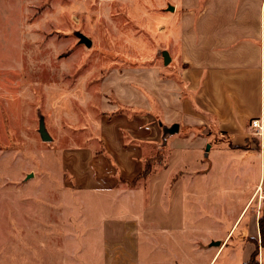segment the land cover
I'll return each mask as SVG.
<instances>
[{
    "label": "crops",
    "instance_id": "1",
    "mask_svg": "<svg viewBox=\"0 0 264 264\" xmlns=\"http://www.w3.org/2000/svg\"><path fill=\"white\" fill-rule=\"evenodd\" d=\"M211 1L196 10L193 49L166 51L168 79L156 67L105 84L97 140L70 158L74 186L104 198V244L83 264H249L255 251L264 264L251 213L264 177V0Z\"/></svg>",
    "mask_w": 264,
    "mask_h": 264
},
{
    "label": "rangeland",
    "instance_id": "2",
    "mask_svg": "<svg viewBox=\"0 0 264 264\" xmlns=\"http://www.w3.org/2000/svg\"><path fill=\"white\" fill-rule=\"evenodd\" d=\"M211 2L0 0V264L92 259L104 198L74 186L70 158L97 140L106 82L156 67L168 79L174 62L164 66L162 52L176 60L193 49L196 10ZM157 154L151 171L166 159ZM255 211L264 215V182Z\"/></svg>",
    "mask_w": 264,
    "mask_h": 264
},
{
    "label": "trees",
    "instance_id": "3",
    "mask_svg": "<svg viewBox=\"0 0 264 264\" xmlns=\"http://www.w3.org/2000/svg\"><path fill=\"white\" fill-rule=\"evenodd\" d=\"M158 159H160L159 154H157V156L155 155L153 158L145 160L143 171L139 177H142V178L147 177L151 173L150 167L152 166V163L158 162L159 161ZM263 182H264V177H263ZM258 228H259V233H260V245L264 246V215L259 216L258 218ZM256 257H257V251H255L252 254L249 264H256Z\"/></svg>",
    "mask_w": 264,
    "mask_h": 264
},
{
    "label": "water",
    "instance_id": "4",
    "mask_svg": "<svg viewBox=\"0 0 264 264\" xmlns=\"http://www.w3.org/2000/svg\"><path fill=\"white\" fill-rule=\"evenodd\" d=\"M169 10L172 11L173 8L172 7H169ZM80 42L82 44H84L86 47H90L91 46V42L89 39H87L85 36L83 35H80ZM162 57H163V61H164V65H168L169 61H170V58L168 56V53L166 51H163L162 52ZM177 130V126H173L172 128V131L175 132ZM39 134H40V138L42 141L44 142H49L50 141V137L48 136L47 132L45 131V128H44V125L42 122H40V125H39ZM208 148V147H207ZM215 245H219L217 244V242L215 243Z\"/></svg>",
    "mask_w": 264,
    "mask_h": 264
},
{
    "label": "built area",
    "instance_id": "5",
    "mask_svg": "<svg viewBox=\"0 0 264 264\" xmlns=\"http://www.w3.org/2000/svg\"><path fill=\"white\" fill-rule=\"evenodd\" d=\"M251 126L255 129H257L256 134L260 136V138L263 137V122L262 118L259 117L258 119L251 122Z\"/></svg>",
    "mask_w": 264,
    "mask_h": 264
},
{
    "label": "bare ground",
    "instance_id": "6",
    "mask_svg": "<svg viewBox=\"0 0 264 264\" xmlns=\"http://www.w3.org/2000/svg\"><path fill=\"white\" fill-rule=\"evenodd\" d=\"M261 189H262V187L259 186V187H258V190H257V193L253 196L251 202H253V200L258 196V194H259V192L261 191ZM251 204H252V203H251Z\"/></svg>",
    "mask_w": 264,
    "mask_h": 264
}]
</instances>
